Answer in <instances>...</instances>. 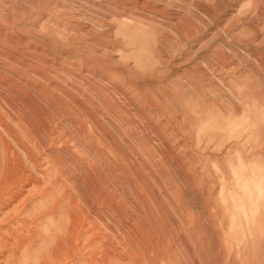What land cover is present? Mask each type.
Here are the masks:
<instances>
[{
  "label": "rangeland",
  "instance_id": "374dc122",
  "mask_svg": "<svg viewBox=\"0 0 264 264\" xmlns=\"http://www.w3.org/2000/svg\"><path fill=\"white\" fill-rule=\"evenodd\" d=\"M24 259L264 264V0H0V264Z\"/></svg>",
  "mask_w": 264,
  "mask_h": 264
},
{
  "label": "bare ground",
  "instance_id": "6f19581e",
  "mask_svg": "<svg viewBox=\"0 0 264 264\" xmlns=\"http://www.w3.org/2000/svg\"><path fill=\"white\" fill-rule=\"evenodd\" d=\"M10 4V3H9ZM69 204V203H68ZM70 223H71V221H70ZM69 223V225H68V227L67 228H62V235L61 236H59V234H56L57 236V238H55V236H53V238H52V243L54 244L55 243V245L57 244V243H60L61 241H62V239H63V237L64 236H66V241H69V238L71 237V236H74V243L75 244H73V245H77L78 244V240L80 239V237H79V231H78V229L77 228H74L75 226H74V223L73 224H70ZM77 225V224H76ZM78 226V225H77ZM66 231V233H64ZM33 234V233H32ZM52 235V234H51ZM47 238H49V237H47ZM65 238V237H64ZM21 241V240H20ZM63 241H64V239H63ZM16 243V242H15ZM21 243V242H20ZM63 243H65V242H63ZM69 244V243H68ZM54 245V246H55ZM66 245V244H65ZM53 246V245H52ZM61 246V245H60ZM62 247V246H61ZM69 246H67V248H68ZM54 248V247H53ZM58 249V248H57ZM57 249H54L53 251H51V252H48V253H46V255H45V257L44 258H48V257H51V256H54V255H58V254H56V252H57ZM73 249V248H72ZM72 249H71V251H72ZM59 250H60V248H59ZM75 251L77 250V248H75L74 249ZM78 251V250H77ZM29 251H25L24 252V254H29L28 253ZM62 253L64 254V251L62 250ZM72 253V252H71ZM74 253V252H73ZM72 253V254H73ZM22 254V253H21ZM26 254V255H27ZM24 256L23 258H26V257H28V259H27V261L29 260V256ZM13 256H15V255H12V254H10L9 256H7L5 259H7V258H12ZM76 256V255H75ZM70 257H71V255H70ZM15 258H17V256L15 257ZM22 258V259H23ZM27 261L24 259V262H25V264L27 263ZM61 261H62V259H61ZM66 261V260H65ZM62 263V262H61ZM60 263V264H61ZM80 263V262H79ZM42 264V263H41ZM78 264V263H77Z\"/></svg>",
  "mask_w": 264,
  "mask_h": 264
}]
</instances>
